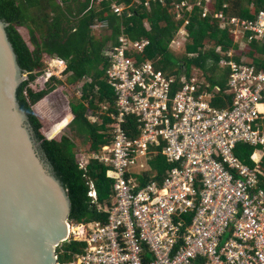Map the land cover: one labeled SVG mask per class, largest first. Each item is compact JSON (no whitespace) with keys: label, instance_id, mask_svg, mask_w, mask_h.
I'll return each mask as SVG.
<instances>
[{"label":"built area","instance_id":"2783aa9c","mask_svg":"<svg viewBox=\"0 0 264 264\" xmlns=\"http://www.w3.org/2000/svg\"><path fill=\"white\" fill-rule=\"evenodd\" d=\"M210 13L206 9L203 16ZM216 17L223 29L264 41V11L256 20ZM102 23L96 31L107 27ZM149 44L123 36L106 51L121 111L114 117L115 139L100 154H81L79 163L87 172L93 159L110 168L114 204L101 205L96 183L89 182L92 204L109 218L81 226L70 221L56 264H264V70L223 60L232 70L227 93L234 98L231 107L218 108L195 75L167 74L152 61L129 58ZM126 114L139 118L138 134L124 128ZM241 145L254 147L252 164L237 154ZM160 152L174 167L162 183L143 186L135 175L147 167L144 159ZM77 238L83 252L61 260L64 244Z\"/></svg>","mask_w":264,"mask_h":264},{"label":"trees","instance_id":"16d2710c","mask_svg":"<svg viewBox=\"0 0 264 264\" xmlns=\"http://www.w3.org/2000/svg\"><path fill=\"white\" fill-rule=\"evenodd\" d=\"M206 3L205 0H203ZM187 6H183L187 3ZM200 0H0V19L8 23L6 28L10 41L24 71L26 79L17 90L18 102L29 116L30 123L41 142L42 148L64 182L72 200L73 209L70 221L81 226L89 220H107L108 214H101L89 197L90 181L98 188L100 204H114L113 180L108 177V167L93 161L88 172L80 168L81 150L72 134L82 142L90 141L88 152H100L115 139L114 119L120 111L119 95L110 84L108 71L113 62L107 57L108 48L120 45V38L128 37L132 42L148 40L150 44L142 53H129V58L139 63L152 61L157 69L167 74L181 75L188 79L194 77V69L204 72L211 85L203 91H213L219 86L213 98L214 106L228 108L233 105L230 88L232 70L218 74V65L223 60H234L240 64L256 66L264 70V41H250L247 35L248 51L238 49L232 31L221 27L222 20L216 15L224 13L227 17H241L256 20L264 11V0H215V9L204 17L206 4ZM122 8L115 13L113 5ZM229 4L227 7L225 5ZM254 4V6H252ZM193 5V11L189 10ZM183 17H179L182 16ZM190 19L186 30L190 42L182 53L173 46ZM107 22V27L97 30L93 26ZM25 28L29 40L21 33ZM222 52H218L222 47ZM235 52L236 56L228 54ZM247 52L248 61L241 59ZM59 59L67 66L63 73H70L68 84L78 87L86 77L91 82L81 85V96L68 98L63 89L59 90V99L64 110H41L44 100L59 88L56 84L66 85L55 75L48 74L45 59ZM46 77L45 80H42ZM79 84V85H78ZM180 86L176 87L178 91ZM76 89V88H74ZM53 109V108H52ZM98 117L100 121H93ZM124 128L130 134H138V117L126 114ZM68 130L67 134H63ZM163 147H159L163 151ZM79 149V150H78ZM254 147L241 145L237 151L247 164H252L250 155ZM139 181L146 186L152 181L163 182L168 171L174 167L160 152L150 161ZM259 172L264 181V158ZM84 243L79 238L65 243L66 250L61 260H72L75 253L83 252ZM150 256L147 257V262Z\"/></svg>","mask_w":264,"mask_h":264},{"label":"water","instance_id":"95a60500","mask_svg":"<svg viewBox=\"0 0 264 264\" xmlns=\"http://www.w3.org/2000/svg\"><path fill=\"white\" fill-rule=\"evenodd\" d=\"M7 26L0 19V264H56L73 204L18 102L26 75Z\"/></svg>","mask_w":264,"mask_h":264},{"label":"rangeland","instance_id":"374dc122","mask_svg":"<svg viewBox=\"0 0 264 264\" xmlns=\"http://www.w3.org/2000/svg\"><path fill=\"white\" fill-rule=\"evenodd\" d=\"M205 1H206V3H204L203 0H200L199 5H202V3H204V4H206L205 10L207 9V10L213 11L215 9V6H213L215 4L214 3L215 0H205ZM187 4H188V2H187ZM228 5L229 4L225 5V7H227ZM252 6H254V4ZM193 9H194L193 5H189V10L193 11ZM179 17L181 18V17H183V15L179 16ZM189 21H190V19H187L183 31L180 33L179 38L176 40L175 49L178 52L181 51L183 53L185 51V49H186V43L190 42V40H189L190 39V35H189V32L186 30V26L188 25ZM102 24L105 25V23H102ZM105 27H102V28H105ZM93 30L95 31V36L96 37H99L101 35L100 32L96 31L95 26H93ZM20 31L26 37V39L29 40L30 36H29L28 30L25 29V28H21ZM233 36L235 37L234 43H235V45H238V49H240V51L241 50L248 51L250 49V48L247 47L248 43L245 41L246 37L244 36V33H240V34L239 33H237V34L233 33ZM222 48H223V46L219 47L218 52H222ZM107 50H109V48ZM246 51L243 53V55H241V59L244 60V61H248V55L246 54L247 53ZM106 55H107V52H106ZM233 56L234 57L236 56L234 51L232 52V57ZM45 62L47 64V71L46 72L48 74H50V75H55L58 79L63 81L64 84H66V85L64 86V85H61V84H56V86L59 87V88H57L56 92H54L52 95L48 96L44 100V102L40 106V109L48 111V105H49L50 106V111H52V110L53 111L54 110L63 111L64 110V106H63L64 104L59 99V97H60L59 94H58L59 90L63 89L64 93L67 95L68 98H71L73 95H77L78 97H80L81 96V89H82L81 85H82V83L91 82L92 80H91V78L86 77V79H83V81L80 82L81 85L78 84L79 85L78 87H73V85H69L68 82H67L68 77L70 76V73H66V74L63 73V71H65L66 68H67V66L65 65L64 62L60 61L59 59L52 60V59H48V58L45 59ZM193 71L195 73L194 75L198 79H204L207 82V80L205 79V74L204 73H202L198 69H194ZM42 78H44L42 80L46 79V77H42ZM209 84L211 85V83H209ZM74 88H76V89H74ZM92 119H93V121H100V119L98 117H93ZM67 133H68V130H65L63 132V134H67ZM68 135H70V133H68ZM72 137L74 138L75 143L78 145L79 149H81V152H82L81 154H85V151H87L86 149H89L91 142L90 141L82 142L78 138H76V136L73 135V134H72ZM144 162L147 164V168L145 170L149 169L150 166H151L150 162H147L146 159H144ZM145 170H143L141 168V170H139L138 174L141 176V174H143V172ZM138 174L135 175V176H139Z\"/></svg>","mask_w":264,"mask_h":264},{"label":"crops","instance_id":"0c3cea01","mask_svg":"<svg viewBox=\"0 0 264 264\" xmlns=\"http://www.w3.org/2000/svg\"><path fill=\"white\" fill-rule=\"evenodd\" d=\"M183 31V30H182ZM181 31V32H182ZM245 41H246V39H245ZM175 43H176V41L174 42V48H175ZM249 43V42H248ZM228 67L222 62V63H220L219 65H218V69H217V72H218V74L220 73V74H222V73H225L226 71V69H227ZM195 69H197V68H195ZM198 70H200V69H198ZM202 73H204L202 70H200ZM206 77V76H205ZM207 78V77H206ZM205 78V79H206ZM201 80V82L203 83V82H206L204 79H200ZM207 83H209L208 82V80H207ZM206 87H208V85H206ZM218 88H220L219 86H217L216 87V89H218ZM221 89V88H220ZM205 91H207V90H205ZM211 95H213V97H214V94L216 93V91H215V89L213 90V91H208ZM110 145V144H109ZM81 150V149H80ZM87 150V149H86ZM82 153V152H81ZM85 153H88V154H90L91 152H88V151H85ZM155 159V158H154ZM153 159V160H154ZM147 168V167H146ZM145 168V169H146ZM145 169H143V170H145ZM139 170H141V168H139ZM113 184H114V181H113ZM113 191H114V186H113ZM100 201V200H99ZM101 205H103V204H101ZM106 205H108L107 203H105V205H103V206H106ZM96 209V208H95ZM90 221V220H89Z\"/></svg>","mask_w":264,"mask_h":264},{"label":"clouds","instance_id":"9594fccd","mask_svg":"<svg viewBox=\"0 0 264 264\" xmlns=\"http://www.w3.org/2000/svg\"><path fill=\"white\" fill-rule=\"evenodd\" d=\"M203 83H205L206 85H208V87L210 86V84L209 83H207V82H203ZM215 91H217V89H216V87H215ZM106 146H108V145H106ZM104 148V147H103ZM103 151V149L100 151V152H91L90 153V155H93V154H100L101 152ZM100 161V162H102L101 160H99V159H93V161ZM92 161V162H93ZM102 163H104V162H102ZM92 164V163H91ZM105 164V163H104ZM106 165V164H105ZM107 166V165H106ZM90 167V166H89ZM108 167V166H107ZM109 168V167H108ZM110 169V168H109ZM109 169H108V171H109ZM108 175V174H107Z\"/></svg>","mask_w":264,"mask_h":264}]
</instances>
